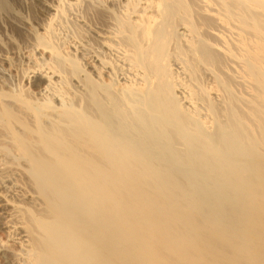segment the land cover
Masks as SVG:
<instances>
[{"label": "bare ground", "instance_id": "6f19581e", "mask_svg": "<svg viewBox=\"0 0 264 264\" xmlns=\"http://www.w3.org/2000/svg\"><path fill=\"white\" fill-rule=\"evenodd\" d=\"M34 1L0 0V264H264V0Z\"/></svg>", "mask_w": 264, "mask_h": 264}, {"label": "rangeland", "instance_id": "374dc122", "mask_svg": "<svg viewBox=\"0 0 264 264\" xmlns=\"http://www.w3.org/2000/svg\"><path fill=\"white\" fill-rule=\"evenodd\" d=\"M24 7H16L13 9V12L20 17L21 19L31 23L33 16L37 13L36 2L34 0H24ZM7 14V13H6ZM8 19L19 25V21L13 17L11 14H7ZM25 39L18 36L17 33L10 28V23L5 17L0 14V58L2 56L8 57L9 61L13 64H17L22 55H26L28 51L25 44ZM27 50V51H26ZM1 62V61H0ZM11 63V64H12ZM7 64L0 63V71H10V68Z\"/></svg>", "mask_w": 264, "mask_h": 264}]
</instances>
